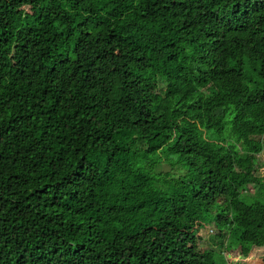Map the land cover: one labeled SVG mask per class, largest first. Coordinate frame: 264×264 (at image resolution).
Instances as JSON below:
<instances>
[{
	"label": "trees",
	"instance_id": "1",
	"mask_svg": "<svg viewBox=\"0 0 264 264\" xmlns=\"http://www.w3.org/2000/svg\"><path fill=\"white\" fill-rule=\"evenodd\" d=\"M261 154L264 0H0V264H264Z\"/></svg>",
	"mask_w": 264,
	"mask_h": 264
},
{
	"label": "rangeland",
	"instance_id": "2",
	"mask_svg": "<svg viewBox=\"0 0 264 264\" xmlns=\"http://www.w3.org/2000/svg\"><path fill=\"white\" fill-rule=\"evenodd\" d=\"M159 85L161 89L165 87V84L162 81L159 82ZM256 158L257 162L255 167L264 182V154L258 155ZM159 169L164 173H172V177H170V179H177L180 175H183L185 170L184 168L177 166H174L172 170L168 164H163ZM257 192L256 187L250 186L244 194L247 198H252L258 196ZM260 197L264 198V195L262 194ZM197 235L200 239L199 248L203 251L210 250L216 253L218 256L217 264H249L248 260L239 253V250H237L238 252H234L232 256L229 254V252L225 249L227 241L224 237L221 238L218 236V230L213 222L205 223L203 229L199 231Z\"/></svg>",
	"mask_w": 264,
	"mask_h": 264
}]
</instances>
